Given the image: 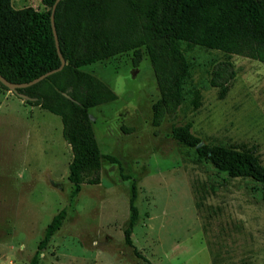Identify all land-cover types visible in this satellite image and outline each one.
Segmentation results:
<instances>
[{
    "label": "rangeland",
    "instance_id": "rangeland-1",
    "mask_svg": "<svg viewBox=\"0 0 264 264\" xmlns=\"http://www.w3.org/2000/svg\"><path fill=\"white\" fill-rule=\"evenodd\" d=\"M11 3L45 10L40 0ZM185 54L184 102L158 126L151 107L159 92L145 50L138 67L129 52L85 68L117 97L89 115L101 153L116 157L130 179L105 160L100 183L82 185L74 198L60 117L0 86V264H29L62 209L66 218L39 264H145L124 243L133 181L138 219L131 239L152 264H264L259 185L217 173L171 136L174 126L191 123L201 143L250 150L264 166V63L199 46ZM224 60L236 77L219 99L209 79Z\"/></svg>",
    "mask_w": 264,
    "mask_h": 264
},
{
    "label": "trees",
    "instance_id": "trees-1",
    "mask_svg": "<svg viewBox=\"0 0 264 264\" xmlns=\"http://www.w3.org/2000/svg\"><path fill=\"white\" fill-rule=\"evenodd\" d=\"M45 10L14 9L11 0H0V75L11 83H27L60 66L50 24L55 0H40ZM60 53L66 65L42 81L17 92L37 106L60 117L62 137L70 147L68 165L71 196L82 185H98L102 163L119 160L100 151L89 109L117 99L114 92L88 66L132 52L138 67L143 50L148 56L159 92L153 103L152 123L176 113L184 102L185 83L190 77L186 51L194 46L216 50L264 63V0H62L54 13ZM236 71L229 60L213 66L209 86L219 99L229 91ZM0 86L6 90L2 84ZM199 106V94L193 100ZM191 123L174 126L172 138L195 150L217 173L256 182L264 201V166L250 150L207 145L191 132ZM201 144V145H200ZM137 188L133 181L128 201L129 220L124 243L145 264H152L134 246L131 234L138 219ZM66 211L60 210L46 226L29 264H39L40 251L60 229Z\"/></svg>",
    "mask_w": 264,
    "mask_h": 264
},
{
    "label": "water",
    "instance_id": "water-1",
    "mask_svg": "<svg viewBox=\"0 0 264 264\" xmlns=\"http://www.w3.org/2000/svg\"><path fill=\"white\" fill-rule=\"evenodd\" d=\"M60 1H62V0H55L54 1L53 5L51 7V13H50V24H51V28H52V32H53V36H54V42H55L56 51H57L58 57L60 59L59 68L56 69V70L49 71V72L41 75L40 77H38V78H36V79H34V80L30 81V82H27V83H18V84L17 83H11V82L7 81L5 78H3L0 75V84H2L5 88L8 89V91L12 92L14 95H16L19 99H21L23 101H34L35 99H31V98H29L28 96H26L24 94L18 93L17 92L18 89H24V88L30 87V86L42 81L46 77L54 74L55 72L60 71L66 65V61L63 59V57H62V55L60 53V48H59V44H58V38H57L56 31H55V26H54V13H55L57 4Z\"/></svg>",
    "mask_w": 264,
    "mask_h": 264
}]
</instances>
